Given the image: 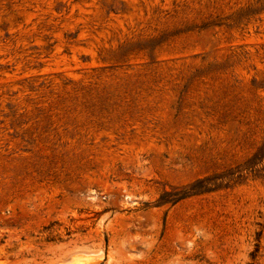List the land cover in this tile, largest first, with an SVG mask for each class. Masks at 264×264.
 I'll list each match as a JSON object with an SVG mask.
<instances>
[{"label":"rangeland","instance_id":"374dc122","mask_svg":"<svg viewBox=\"0 0 264 264\" xmlns=\"http://www.w3.org/2000/svg\"><path fill=\"white\" fill-rule=\"evenodd\" d=\"M0 264H264V0H0Z\"/></svg>","mask_w":264,"mask_h":264}]
</instances>
